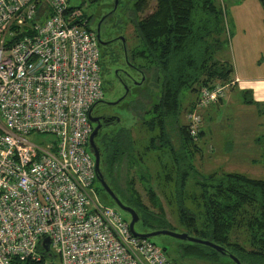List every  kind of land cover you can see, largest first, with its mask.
Wrapping results in <instances>:
<instances>
[{"label":"built area","instance_id":"built-area-1","mask_svg":"<svg viewBox=\"0 0 264 264\" xmlns=\"http://www.w3.org/2000/svg\"><path fill=\"white\" fill-rule=\"evenodd\" d=\"M70 7L0 0V264H174L96 197L89 112L105 98L102 55L88 19ZM228 88L200 92L187 123L195 141L199 109ZM32 133L51 140L42 146ZM46 237L51 257L40 245Z\"/></svg>","mask_w":264,"mask_h":264},{"label":"trees","instance_id":"trees-1","mask_svg":"<svg viewBox=\"0 0 264 264\" xmlns=\"http://www.w3.org/2000/svg\"><path fill=\"white\" fill-rule=\"evenodd\" d=\"M259 2L264 10V0ZM148 8L149 0H133L132 8L124 3L115 12L125 25L133 23L140 39L138 46L128 49L127 57L145 78L132 86L130 94L136 96V102L126 107L135 111L137 125L140 122L138 127L147 137L135 139L132 130L118 125L114 131H100L95 142L104 178L121 202L133 208L152 231H173L158 190L175 207L178 224L190 236L211 241L243 264L264 263V179L238 172L201 174L195 158L202 151L203 120L195 141L188 124L180 119L183 112L190 114L197 108L193 103L184 108L185 94L199 100L202 89L217 85L230 88L233 83L232 63L217 56L227 29L231 39L226 1L156 0L155 9L147 14ZM69 12L77 19H87L77 8L70 7ZM227 38H223L224 43ZM113 63L106 54L102 56L101 65ZM243 94L244 102L252 104L247 92ZM259 115H264V108ZM134 171L139 180L158 183L157 190L154 186L146 188L152 209L136 188L131 175ZM179 249L184 256L201 260H215L221 255L190 242L182 243ZM14 264H44V260H16Z\"/></svg>","mask_w":264,"mask_h":264},{"label":"rangeland","instance_id":"rangeland-1","mask_svg":"<svg viewBox=\"0 0 264 264\" xmlns=\"http://www.w3.org/2000/svg\"><path fill=\"white\" fill-rule=\"evenodd\" d=\"M225 1L228 7V15L226 21L229 26V30L231 31L232 40L227 38L229 37L227 29V36L225 33V35H223V38H227V40H229L227 43H224V39L222 38V49L220 51V54H218L217 56L230 61L233 56H236L239 52H242V49L244 48L243 44L246 43V39L250 35L249 28L243 20L242 12L245 10H256L255 6L259 5V0H246L245 2L239 0ZM121 2L122 4L125 3L127 7L132 8L133 0H121ZM100 5H102L101 1ZM70 6L73 8H77L79 13H81L87 19H89L92 15L97 17V13L102 10V6H97L99 7V10H97L96 5L93 3V1L91 2V0H70ZM155 6L156 0H149V8L146 11L147 14L153 11L155 9ZM118 17L112 19L111 22L113 23L105 24L107 25V28L113 31L112 26L116 23L117 28L119 27V31H117V33H124L125 29L127 30V34L131 33L132 25L130 24L126 27L125 22H120L118 24ZM89 26L94 29V25L89 24ZM108 33L109 31H107V34ZM110 65L113 66L116 64H108V66ZM101 76L103 79L106 100L111 102L116 101V99L123 93V89L113 82L111 74L109 75L107 74V72L102 70ZM230 91L231 90L228 89L225 94L224 104L214 105V107L210 106L211 108L199 109L198 111L203 120L206 137L203 139V146H201L202 151L198 153L195 158V164L203 175L213 172L224 173L225 171L244 173L251 178L264 179V126L260 124V120H256L257 110L255 109V107L252 106L255 109L256 114L254 113V111H252L249 113L250 116L248 117L247 115L249 114L244 115V113H238L233 103L237 102V100H239L240 98L238 97L235 99H231L228 96L230 95ZM135 100L136 96L132 93L120 105L107 106V109L109 112L116 114L120 118L118 127L122 126L129 130H132L133 137L135 139H144L147 137V134L138 127L140 126V122L139 125H137L138 119L134 114L135 111L129 110V107H126V104L131 105L136 102ZM192 103L197 107L198 98L194 95H190L189 93L185 94L183 100L184 108L187 110V106L191 105ZM259 108V110H261L264 108V106H259ZM98 110H100V108H97L94 111V114H96ZM188 115L189 113L184 114L183 112L180 116V119L185 124L188 123ZM237 120L239 122V125H236ZM93 127H95V125H93ZM115 127L116 126L109 128V131H114L116 129ZM173 136L176 137V133H173ZM258 137L261 138V142L256 145L254 144L255 142H252V140ZM28 139L33 141L34 143H40L42 146H45V141L50 142L51 140L46 136L44 137L43 135L34 133L28 136ZM232 147L233 149L230 150ZM227 151L229 152V156L224 154ZM255 158L258 159V164H255V162H251ZM233 159L237 161H243V163L240 164L239 162L233 161ZM149 163H151L150 166H152L153 170H155L153 167L154 163L151 161H149ZM158 169L160 170L161 168L158 167ZM152 173L153 175L155 174L154 171H152ZM134 174L135 171L131 175L136 181V188L141 194L143 202L147 204L150 209H152L146 188H148L149 186L155 187L156 184L158 185V183H156L155 180H152L151 183L148 180H139L138 175ZM94 189L96 191V197L102 205L118 210L123 218L128 223H130V214L122 211L116 205L114 200L102 188V185L98 182V180L95 181ZM155 190H157L156 187ZM188 190H191L190 186ZM156 193L159 195L166 209L167 216L171 224L173 225V231L177 233H187L186 229L178 224L177 210L175 209V207L170 206L164 200V197L159 194L158 190ZM135 230L141 234L153 232L148 227V225L144 224L143 220L135 225ZM151 241L154 242L157 246L164 249L166 255L174 264H236L229 255H219L215 260H201L194 257L184 256L181 253L179 246L182 243L186 242L174 239L169 236L154 237L151 239Z\"/></svg>","mask_w":264,"mask_h":264},{"label":"crops","instance_id":"crops-1","mask_svg":"<svg viewBox=\"0 0 264 264\" xmlns=\"http://www.w3.org/2000/svg\"><path fill=\"white\" fill-rule=\"evenodd\" d=\"M255 9L254 11L245 10L242 12L243 20L249 28L250 35L246 39V43L243 44L244 48L242 52L233 56L229 61L234 67V75L233 83L231 84V88H229V90H231L230 95L228 96L231 99L240 98L237 102L233 103L238 113H244V115H246L254 111L256 114V109L258 114H256V120H260V124L264 126V115H259V106H264V10L260 2L259 5L255 6ZM244 92H247L246 95L253 101L252 104L248 105L244 102ZM224 102L225 97L214 105H222ZM214 105L211 107H214ZM252 106L255 107V109ZM211 107L209 106L206 109ZM248 116H250V114L247 115V117ZM236 125H239L238 120ZM205 137L206 133L204 131V138ZM258 141L259 137L252 140L256 145L259 144ZM233 147L230 150H232ZM224 154L229 156L228 151ZM257 160L258 159L255 158L251 162L254 163ZM233 161L239 162L240 164L243 163V161H237L235 159H233Z\"/></svg>","mask_w":264,"mask_h":264},{"label":"flooded vegetation","instance_id":"flooded-vegetation-1","mask_svg":"<svg viewBox=\"0 0 264 264\" xmlns=\"http://www.w3.org/2000/svg\"><path fill=\"white\" fill-rule=\"evenodd\" d=\"M96 1V0H91ZM100 1L101 4L100 5ZM97 3H94L97 6H102V10H100L97 13V17L92 15L88 21L89 24L94 25V30L98 29L100 27V35H101V40L105 43H107L106 46L100 47L101 55L103 56L104 54L107 55V57L111 58L114 60L113 64L116 65H102L103 71L107 72V74H111L113 82L116 83L118 86H120L123 89V93L116 99H120L121 97L124 96L125 94V86L129 88V94L125 97L127 98L130 95V92L132 90V86H137L142 82V79L145 78L143 75V71L136 65H133L132 63L129 62V59L127 57L128 55V49L133 50L136 46L139 44V36L136 34V28L133 25V23L128 22L126 27L128 25H132V31L131 33L127 34L126 29L124 33H117L118 28L117 24L115 23L111 29L107 28L108 23H113L111 22L112 19L115 17H118L115 12H118V8L120 6V0H118V5L115 9V0H100ZM110 1V2H109ZM105 3V4H104ZM97 7V10H99ZM117 20V19H116ZM120 20V16L118 17L117 23L119 24L122 21ZM116 22V21H115ZM111 26V25H110ZM120 26V25H119ZM107 31L109 33L107 34ZM103 100H106L104 98ZM111 102V101H108ZM114 102V101H113ZM106 104H97L94 106L93 109V116L94 117H100L102 118L101 122L103 125V129L111 128L114 127V123L116 122L117 115L113 114L112 112H109L107 109ZM100 108V110L97 111L96 114H94V111Z\"/></svg>","mask_w":264,"mask_h":264},{"label":"water","instance_id":"water-1","mask_svg":"<svg viewBox=\"0 0 264 264\" xmlns=\"http://www.w3.org/2000/svg\"><path fill=\"white\" fill-rule=\"evenodd\" d=\"M118 5V0H115V9ZM96 35H97V41L99 46H106L107 43L103 42L101 40V35H100V27H98V29L96 30ZM103 70V68H102ZM144 80V78H143ZM129 94V88L127 86H125V94L123 97H121L120 99H118L117 101L114 102H108L105 100L100 101L99 103L101 104H106L109 106H116L118 105L122 100L125 99V97ZM97 103V104H99ZM96 104V105H97ZM93 109L94 107L90 110L89 112V120L91 121V123L93 125H95V127L93 128V131L91 133V135L89 136V144H88V149L91 152V154L93 155L94 159H95V169H96V177L98 182L102 185V188L108 193V195L114 200V202L116 203V205L124 212L130 214L131 216V221L129 223L130 226V230L132 232V234L138 238H143V239H152L154 237H159V236H169L172 237L174 239H178L184 242H190V243H196V244H201L207 247H210L214 250H216L217 252H219L221 255H226V256H230L231 259L236 263V264H243L241 262V260L228 253L227 250H225L224 248L212 243L211 241L208 240H203L200 238H196V237H192L190 236L188 233H177L171 230H159V231H153L150 233H146V234H141L138 233L135 230V225L140 222V217L137 214V212L131 208L126 206L125 204H123L121 202V200L115 195V193L112 191V189L110 188V186L108 185V183L106 182L104 175L101 171V154H100V150L95 142L96 136L98 135V133L100 131H102L103 129V125H102V118L100 117H94L93 116ZM120 123V118L117 117L116 122L114 123L115 126H117ZM40 245L45 249V252L47 254L48 257H51L52 255L49 252V246H50V239L48 237L44 238L41 242Z\"/></svg>","mask_w":264,"mask_h":264}]
</instances>
